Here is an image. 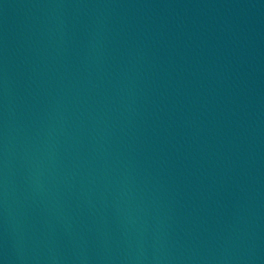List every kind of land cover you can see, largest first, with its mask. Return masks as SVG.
<instances>
[{
  "label": "water",
  "instance_id": "1",
  "mask_svg": "<svg viewBox=\"0 0 264 264\" xmlns=\"http://www.w3.org/2000/svg\"><path fill=\"white\" fill-rule=\"evenodd\" d=\"M0 264H264V0H0Z\"/></svg>",
  "mask_w": 264,
  "mask_h": 264
}]
</instances>
